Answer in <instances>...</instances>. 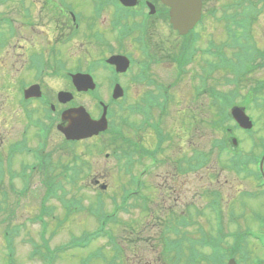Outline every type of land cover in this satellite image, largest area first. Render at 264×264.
Instances as JSON below:
<instances>
[{
	"label": "flooded vegetation",
	"instance_id": "flooded-vegetation-1",
	"mask_svg": "<svg viewBox=\"0 0 264 264\" xmlns=\"http://www.w3.org/2000/svg\"><path fill=\"white\" fill-rule=\"evenodd\" d=\"M206 2V0H204ZM100 3V4H99ZM149 8V4L155 7L153 13H151L145 4ZM120 4V3H119ZM76 5L78 7V13L81 14L78 23L80 25L86 24L87 19L94 12V7L98 6L95 13L101 15L100 25L103 26V34H101V44L103 46L104 55L107 60L113 55H125L133 59L129 55L124 46V41L121 39L123 35H130L137 32V35L141 39L146 38V34L151 38L153 35L151 30L152 26L156 23L155 17H157V22L160 18L165 17V10L160 6V0H139V7L127 8L126 10H120V6L108 5V1H98L95 0L89 4L85 0H77ZM121 5V4H120ZM109 10V14H105L103 8ZM112 7V10L108 8ZM122 6V5H121ZM77 10V9H76ZM160 14V16H159ZM67 16L63 14L58 17L59 22L64 25H68L65 20ZM92 18V17H91ZM93 21V19H91ZM72 25L76 26L73 22ZM158 38L153 42L151 41V46L157 51L159 47ZM141 48V47H140ZM151 48L152 52L155 50ZM129 52V51H128ZM141 54V49H139V56ZM152 55V53H149ZM49 58L42 59L40 54L31 58V66L19 70H14L10 76V89L12 92L17 90L18 87L29 88L32 86H38L42 91L43 96L40 100H28V101H17L12 100L8 102L9 104H36L35 116H29L27 118L28 126L23 132V137L21 138V145L26 146L30 149L32 154V162L29 165L21 166V168H28L34 170L35 172H41L43 165L45 171L48 172V176L43 177L42 181H51L54 178H59L61 180V172H58V163L61 158V147L63 143V136L57 131V124L54 122H48V120L42 116L43 109L49 107L54 113L57 112V108H72L74 104H80L77 95H83L85 93H74V100L67 103L66 106L59 105L63 103H58L56 101V95L59 90H67L70 92H76L73 84V80L69 76H60V63L55 58L54 54L47 55ZM147 57V51L144 54ZM134 60V59H133ZM136 62L128 69L127 72L120 73L117 72L115 66H109L106 68V73L97 70L96 75H93L96 83L98 85L97 91L102 94V98L107 100L108 104H130L131 102H121L122 99L117 101L112 99V92L114 91L116 85H120L123 89L124 96L128 95L131 88L137 87L135 92H141L147 88V81L151 80L153 76L152 66H147L144 69V58L139 57L135 59ZM147 63V62H145ZM133 66V67H132ZM96 91V90H95ZM142 92V93H143ZM90 93V92H89ZM143 94L139 95L137 101L138 108L142 111L139 114L140 121L138 122V130L136 134L135 145L127 142V150L122 156L123 168L128 170H141L145 166L149 167L151 171V180L156 179L152 183V192L148 190L152 195V207L145 208L143 203H138V217L140 218L139 224L141 226V235H149V232H156L155 235H149V237L159 236V235H170L174 234L176 229L180 230L183 228L184 232L190 234L193 210L200 212L199 215L202 220H206L207 212L212 213L211 208H205L199 205L211 204L219 205L222 211V215H228L229 213H238V203L236 198H232L227 206L224 205L226 200L223 194L218 189L209 191L205 187L204 191L195 190L191 188L192 178V165L190 164V154L185 155L182 160L171 158V155H163L162 162L159 163L160 156L159 151L153 149L154 139L150 130H145V125L143 120L147 117L149 113V105L156 104V102H145V104H139L140 99ZM77 99V100H76ZM46 104H49L48 106ZM98 104V103H97ZM152 138V139H151ZM4 144V143H3ZM135 149L134 153L128 154L130 148ZM50 152V163L46 164V160L43 161L44 153L46 151ZM146 153H151L150 156L151 164L146 165L144 163L145 156H149ZM179 158V157H178ZM7 160V167L9 171L16 170V137L13 134H9L8 141V153L6 158H0V163L4 164ZM157 163V164H155ZM221 170L212 171L211 173L203 176L206 184L207 182L212 183L214 186H219V177ZM43 184V183H42ZM78 184V182L76 183ZM241 191L240 187H237ZM232 192L229 191V194ZM146 195L149 194L146 191ZM157 194V198L153 196ZM205 194L206 197L201 196ZM192 205H197L196 208H192ZM126 217V216H125ZM212 217V216H207ZM123 219V218H122ZM121 219V220H122ZM204 229L206 235L214 233V225L210 226L209 230L202 223H196ZM187 230V231H186ZM182 234L183 231H180ZM205 235V234H204ZM148 242L149 239H147ZM150 247H153L151 245Z\"/></svg>",
	"mask_w": 264,
	"mask_h": 264
},
{
	"label": "rangeland",
	"instance_id": "rangeland-1",
	"mask_svg": "<svg viewBox=\"0 0 264 264\" xmlns=\"http://www.w3.org/2000/svg\"><path fill=\"white\" fill-rule=\"evenodd\" d=\"M229 0H216L215 6L218 5H223L225 3H227ZM73 3H75L74 1H72ZM76 4V3H75ZM260 14H253L251 19H250V23L252 28H255V40L254 43L257 44L258 47L262 48L264 50V14L260 15ZM162 20H160L159 22H157V17H155V24L152 26V34L153 36H156V38H159V40L161 41L160 46L164 47V51L165 53H161L158 54V57L161 60H163L162 64L159 65H155L153 66V73L156 75L155 79L158 80L159 82H163L165 84H170L173 82V77L174 73L175 75L178 77V71L176 70L177 65L173 64L172 62L174 61L173 59L176 58L175 54H178L179 50H181V44H183V42L181 40H178L174 35L171 34V30L168 27V25L165 22H161ZM209 23L207 24V26L204 28L206 31L204 30H198L196 31V33H203V35L205 36V41L202 39L200 41V44L202 43L203 46L208 43L209 40H215L216 42L218 41H229L228 40V35L225 31V23L223 24L222 22L220 23L219 21L216 20H209ZM42 26L48 27L50 26V24H43ZM86 26V25H85ZM55 27V26H54ZM57 30L58 35H60L62 33V31H64L62 28L60 29L59 27H55ZM251 28V29H252ZM38 29L34 28L33 30H21L19 33V36H17V38L20 39V41L18 43H16V46H13L12 44L9 45L8 48V54L5 53L4 51H0V61H3L5 65H10L12 63V58L16 59L18 58L20 55L23 54V52H25L24 54H26V51H35V52H48V54H50V51L52 50V54L55 52V48L52 49V44L54 43L56 37L54 35V33L48 31L46 34H37ZM70 31V29H69ZM57 35V36H58ZM256 35V36H255ZM81 41V39H79ZM218 40V41H217ZM88 42V41H87ZM14 43V42H13ZM233 44V43H232ZM38 46L37 49H35L34 47ZM88 46H82L79 41L75 44V46L71 45L68 50H62V52H64V60L67 61L68 63V67L69 68H75V64L76 63H71L69 61L68 56L65 54V52H77L80 55L77 54V59L81 60H86L91 58L92 54H86L87 50H89L90 52H94L95 50L91 47L90 44H87ZM132 46V45H129ZM165 56V57H164ZM165 66V69H164ZM4 72H7L6 67L4 68ZM222 78L221 77H217V78H212L211 82L213 85H216V82L218 83L219 80ZM183 79V78H182ZM247 80L245 81V83H253V85L259 81L264 79V73L263 71L260 70H256L254 73H252V75H250L249 77L246 78ZM195 83V79L193 77H189V79L185 78V81H181L179 84L175 85L174 87V96H173V101L176 102L175 104H171V118L167 120H165L166 123V129H168L169 131H171V134H173L174 136V140L176 141V137H179L180 140L178 141V145L182 146V142H185L187 144V147H185L184 149H189L188 152L185 151L182 154H186L189 155L192 149L195 148H199V149H204V150H208V152L212 151L211 145H210V141L219 136L218 131L215 128H212L209 124V121L212 120V116L210 113L209 108H211V104H208L207 100L205 98L202 99L201 102H205L206 104H197V101H194L192 104H190L193 101V98L191 95H193V88H194V84ZM245 83H244V87H245ZM135 89L137 87H134ZM221 88V87H220ZM227 89V88H224ZM242 93H246L244 92V90H242ZM209 101V100H208ZM88 102V101H85ZM179 103L181 105H179ZM200 105H202L203 107L207 106L208 111L205 112L206 116H203L202 113V109L200 107ZM8 105L5 104H0V107H7ZM188 106H191L190 108L186 109ZM183 108L185 109L184 111V115L185 117L190 116L191 119H196L197 116H202V118H200L197 121H192L190 127L188 125H186V128L189 127L188 131L182 126V119H183ZM252 110V109H251ZM7 112L6 110H4L3 113ZM250 116H252L255 122V139L259 140L260 138H262V140L264 139V118H263V114L264 112L262 111H258V110H254L251 112H248ZM207 117L208 119V123L207 125H202L203 120ZM7 117L0 115V123L7 121L8 119H6ZM9 118V124H8V128H5L3 125L0 124V134H2L3 137H5V140H7L8 134L10 133H18V130H20V127L18 126V123L15 124V128L13 127V125L11 124L12 121V115H10ZM190 119V120H191ZM17 122V121H16ZM232 122H229V125H231ZM181 126V128H180ZM179 130V133H177V131ZM176 136V137H175ZM232 137H236L239 140V147L244 151V153H248L251 151V149H253L254 151H257L258 149H256L257 144L253 143L252 140V136H245V135H241L239 133H237L236 135L234 134ZM96 139V138H95ZM259 142V141H258ZM195 145H200L199 147H195ZM177 147V145L175 143H173L172 145H170L167 149V154L176 157L178 151L183 150L180 149V147ZM206 147V148H204ZM264 151V150H263ZM61 153V157L65 160V161H70L71 158L69 157V154L65 151V147H61L60 150ZM181 154V155H182ZM247 154V155H248ZM101 158H98L97 160L100 162ZM102 160V159H101ZM98 166V165H96ZM208 167H210L211 169H209V172L212 171V169H214L216 166L217 168L223 167L224 170H222L219 174L221 176L220 179V184L219 186H212L210 189H212L213 191L215 190H219L222 192L223 197L226 199L224 201V205L227 206L231 201L232 198H239L241 196H243V193H241V191H239V189H237V187H243L244 190L246 189H253L255 187L254 181L249 180V178L244 177V176H234L233 173L230 172V170L228 169L229 166V162H228V156L227 155H218L216 152H214V154L210 157V160L208 162ZM111 167H113V169H110ZM108 170H105V172L103 173V175L105 174L106 178L104 177L105 183L108 185L109 190L107 191H101L99 188L97 189L98 192H102L106 198V202H107V210H110L112 208V201L110 196H113V192L111 190H113L114 187V191L116 192H122V189L120 188V183L118 182L119 178L122 177L123 172L122 170L119 172L118 168L115 166H111ZM95 168V167H94ZM61 170L59 169V172ZM100 171V168L95 169L93 171V175L94 174H100L102 175V171ZM19 179L16 178L15 180V184L17 183ZM156 179L154 178L153 180H151V178L148 179V185L149 188L152 192V183L155 181ZM198 180L200 181V185L204 188L205 185V180L203 179V176L200 175L198 177ZM39 179H35V184L36 182H38ZM86 183H84L85 185ZM78 190V191H77ZM80 190V191H79ZM100 190V191H99ZM75 191H77L76 197H80L81 195L83 196V200H84V204L85 205H91L90 204V199L94 200V195L95 193H91L90 187L85 189V187L83 188H77ZM229 191L232 192L231 194H229ZM210 192V191H209ZM108 193V194H107ZM212 193V192H210ZM153 196L155 198H157V194H153ZM32 199V201L35 200V198L33 196L30 197ZM110 198V199H107ZM260 200V199H259ZM262 200H260L257 204H254L253 201H250V208H254V209H258L260 206V202ZM25 203V202H24ZM256 203V201H255ZM94 204H96V202H94ZM22 204H20L18 207H15V211H16V215L17 218H15L14 223L17 222H21V221H26V217H28L27 212H26V207L23 206L22 209ZM200 206H203V203H199ZM57 207H59V205H56ZM40 207V206H39ZM192 208H194V205H192ZM34 211L37 213L38 211V207H36L34 209ZM242 212V211H241ZM35 213V214H36ZM133 213V214H132ZM131 216H123V215H118V218L122 219L121 222H127L129 224H124L121 226H116L115 222L111 225L114 234L117 235V237H119L121 232H124V234H131L132 232H135L134 229L137 227V225L134 223V218H137L138 216H134L135 215V211L132 210L131 211ZM84 217L81 216L79 217L78 220L74 225L67 227V228H62L61 230H59L54 236H52V232L50 231L48 235H46V238L49 239L50 244L53 246H57V245H61V244H66L69 241L70 235L68 232H73L75 235H79L82 231H91L93 229H99L100 226V222L98 219L93 218L91 216H88L87 212H84ZM197 214L192 213V218L196 221H199L200 223L206 225V226H211L214 225L213 219H211L210 217L207 216H212L211 213L207 212L206 214V220H202L200 218V216H196ZM138 219L140 220V218L138 217ZM252 216H248L247 212H242L239 221L241 222V227L240 230L246 231L249 229H253L255 230L256 234H262V224L259 221H252ZM74 220V221H76ZM73 221V222H74ZM209 222V223H208ZM255 222V224H254ZM133 225L134 227H132L131 225ZM238 223H236L237 225ZM27 226L30 228V230L28 232L31 231V236H28V232H24L22 233V235L20 237H18L15 240V247H14V251L15 254H13V259H14V264H47V263H53V264H78L80 258H83L84 256H86L89 251H84L83 253L79 254V253H70L68 252L65 255H61V258H57L56 260H52L51 256H45L44 258H42L41 256H37L34 257L36 258L34 261L30 259L31 257V252H32V244L30 245L29 240H27V236L33 240L38 241L39 240V236H36L37 234H39V231L41 229V224L37 223L35 224L34 227L30 226L29 224H27ZM53 227H56V223L53 224ZM65 227V226H64ZM239 227V225L237 226ZM237 227H232V230H237ZM31 228L33 230H31ZM122 229V231H121ZM209 230V228H208ZM194 232V231H192ZM156 232H149V235H155ZM149 235H146L143 237V239H149L150 243L149 245H153L154 247H156L157 249H154V247H150L147 242H146V247L149 249L150 254L152 255V257L150 258L153 261V264H156V260L157 256H159L160 250H161V241H157L158 240V235L157 236H153L152 238L149 237ZM133 240H137L138 239V234H136ZM154 238V239H153ZM176 238V237H175ZM101 239V240H100ZM96 245H103V244H110V240H104V238H100ZM151 239V240H150ZM131 240L132 237H126V242L127 244L131 245ZM154 240V242H153ZM134 244V243H133ZM161 244V245H160ZM130 247L128 246V248L126 249V254L124 256V258H122L123 260H125L127 262V264H132L133 262V257L134 254L131 253L133 250L129 249ZM138 249V253L140 254L141 260L137 259L138 261H147L145 252H147V250L143 249L141 246H137ZM251 250L254 252L255 257H259V258H263L264 257V249L261 248V246L257 243L254 242L252 244V248ZM159 253H156V252ZM136 252V251H134ZM44 254H46V252H44ZM8 253L6 250V245H5V240L2 238L1 234H0V264H10L9 263V258H8ZM40 258V261L37 259ZM47 258V259H45ZM138 264V263H137ZM148 264V263H146Z\"/></svg>",
	"mask_w": 264,
	"mask_h": 264
},
{
	"label": "water",
	"instance_id": "water-1",
	"mask_svg": "<svg viewBox=\"0 0 264 264\" xmlns=\"http://www.w3.org/2000/svg\"><path fill=\"white\" fill-rule=\"evenodd\" d=\"M168 1L172 8V21L175 27L180 29V31L186 30L190 23H192L200 14V2L198 0H165ZM237 122L240 123L245 128H250V122L243 113L242 110H235L233 113ZM88 130H76L73 137H78V135L87 133Z\"/></svg>",
	"mask_w": 264,
	"mask_h": 264
}]
</instances>
